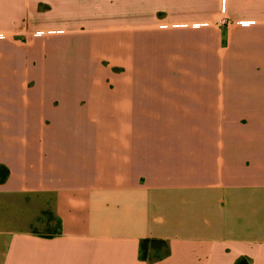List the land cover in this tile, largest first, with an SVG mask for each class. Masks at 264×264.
I'll return each mask as SVG.
<instances>
[{"label":"crops","instance_id":"0c3cea01","mask_svg":"<svg viewBox=\"0 0 264 264\" xmlns=\"http://www.w3.org/2000/svg\"><path fill=\"white\" fill-rule=\"evenodd\" d=\"M142 2L134 24L152 29L117 66L148 81L116 82L112 118L181 130L105 142L103 113L78 97L0 89V264H264V0ZM92 10L0 0V61L35 66L41 45L14 36L43 35L55 14L71 32ZM48 208L56 229L33 230ZM147 240L166 250L146 255Z\"/></svg>","mask_w":264,"mask_h":264},{"label":"rangeland","instance_id":"374dc122","mask_svg":"<svg viewBox=\"0 0 264 264\" xmlns=\"http://www.w3.org/2000/svg\"><path fill=\"white\" fill-rule=\"evenodd\" d=\"M89 2H92L94 6V10H92L94 19L86 24L79 22L74 31L64 30V27L59 24L62 21L55 20L59 18L55 14L48 16L50 22L45 28L33 29L34 32L45 31L43 35L32 33L31 35L14 36L15 40L28 41L29 44L36 42V45H41L43 52L38 55L40 59L36 60L35 66L33 63H28L19 69L18 67L12 68L11 73L0 61V78L6 79L0 80V89L25 90L31 93H42L45 96H57V98L78 97L79 100L84 101V108L103 113V119L98 116L100 119L92 121L99 127L109 129L104 132L105 142H111L113 129H120L121 134L124 129L128 128L134 129V131L147 130L154 136L160 131L173 132L177 131L178 127L181 130V125L113 120L116 82L148 81V75L146 72H142L143 69H137L139 72L133 76L131 68H123L121 63L117 66L118 58L121 57V61L123 58L125 62L128 61L127 45L132 43L128 41L130 34H150L152 28L149 25L134 24V21L139 22L145 17L138 13L141 10L135 12L131 8L135 4L132 3V0H123V4L126 6L123 11H120L117 4L119 2L116 3L115 0H89ZM142 4V0H139V5L142 6ZM65 6L63 5L64 11ZM45 7L48 8L47 5H42L40 10ZM60 8L61 6L57 9V13ZM82 9L81 7L79 11ZM91 9L93 8L91 7L89 10ZM141 13H147V11L144 10ZM41 15L40 13L39 17ZM154 18L163 22L166 16L159 14ZM52 19L53 21H51ZM9 38L13 39V36L10 35ZM41 38L42 40H40ZM38 60L41 63H38ZM18 75H22V80L26 81L14 82V78H17ZM8 79L10 81H7ZM121 92L124 93V90ZM120 96L124 97L123 94ZM119 103H123V99H119ZM20 200L21 205L31 206L29 198L26 200L28 203ZM54 216L52 209L48 208L44 214L39 215L38 221L31 228L41 233L52 232L56 229ZM166 247L167 244L161 240H147L144 244L146 255L153 258L158 253H163Z\"/></svg>","mask_w":264,"mask_h":264},{"label":"trees","instance_id":"16d2710c","mask_svg":"<svg viewBox=\"0 0 264 264\" xmlns=\"http://www.w3.org/2000/svg\"><path fill=\"white\" fill-rule=\"evenodd\" d=\"M0 172H1V169H0Z\"/></svg>","mask_w":264,"mask_h":264}]
</instances>
